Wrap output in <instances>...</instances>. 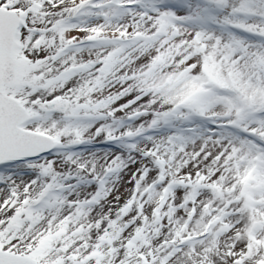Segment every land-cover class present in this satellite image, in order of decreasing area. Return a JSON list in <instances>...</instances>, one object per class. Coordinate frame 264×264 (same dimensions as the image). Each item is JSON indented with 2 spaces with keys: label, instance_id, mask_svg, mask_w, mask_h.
Instances as JSON below:
<instances>
[{
  "label": "snow or ice",
  "instance_id": "snow-or-ice-1",
  "mask_svg": "<svg viewBox=\"0 0 264 264\" xmlns=\"http://www.w3.org/2000/svg\"><path fill=\"white\" fill-rule=\"evenodd\" d=\"M0 264H264V0H0Z\"/></svg>",
  "mask_w": 264,
  "mask_h": 264
}]
</instances>
